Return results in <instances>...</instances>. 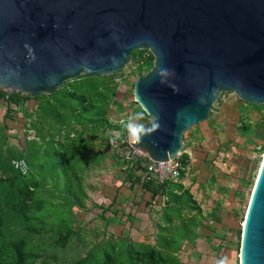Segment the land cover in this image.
Returning <instances> with one entry per match:
<instances>
[{"label": "water", "instance_id": "1", "mask_svg": "<svg viewBox=\"0 0 264 264\" xmlns=\"http://www.w3.org/2000/svg\"><path fill=\"white\" fill-rule=\"evenodd\" d=\"M145 47L154 64L134 95L159 128L130 145L154 167L181 151L221 92L264 103V0H0L1 88L49 94L68 78L115 73ZM241 230L239 264H264V156Z\"/></svg>", "mask_w": 264, "mask_h": 264}, {"label": "rangeland", "instance_id": "2", "mask_svg": "<svg viewBox=\"0 0 264 264\" xmlns=\"http://www.w3.org/2000/svg\"><path fill=\"white\" fill-rule=\"evenodd\" d=\"M147 63L152 66L154 64L150 49H134L122 69L112 74L100 75L103 78L98 83L102 90L114 88L111 100L105 107V115L111 123L123 125L131 115L144 111L135 98L134 83L141 76L140 72L145 74L152 68ZM79 77L66 79L58 88L71 89L73 84L76 86L86 83L77 88L85 91L88 103L95 104L92 97L95 91L92 86L94 81L83 78L79 80ZM45 95L47 93L25 97L28 101H34L35 106L39 104V108L33 111L34 107L27 111L17 108L9 111L6 104L0 101V242H6L10 246L13 241L22 239V251L32 254L30 264H84L90 252L99 256L100 248H108L107 251L114 248L116 252L122 249L124 253L127 244L138 252L143 250L141 245L156 246L157 223L174 227L181 219H185L187 223L194 221L199 213L197 204L183 206L182 202H171L169 205H173L168 210L171 222L168 224L163 219V213L169 207L165 205L168 201L165 196L164 200L154 202L149 200L150 196L148 199L143 197L145 191L139 186L126 188L124 184L129 181L127 178L125 182L119 179V165L108 161L110 150L103 132L104 127L92 124L83 128L77 125V130H83L91 139L83 146L70 144L62 164L36 152L33 147V151L29 149L31 153H28L27 146L30 141L39 140V132L45 136L44 141L52 132L55 140L61 139L59 131L62 133L63 130L57 127V121L42 108ZM65 111L63 113L67 115L68 112ZM146 116L147 119L142 122L147 124L151 116L147 113ZM199 126L201 161H224V165L219 167L228 177L223 179H226L228 186L230 182H234L235 189L239 191L237 198L225 199L224 210L227 213L220 214L223 221L218 225L224 231L220 237L224 249L220 252L229 258L231 264H239L242 223L264 154V103L253 104L239 98L232 91H223L211 105L208 118L184 131L183 138L186 133ZM21 153L27 155L30 166L31 176L27 179L16 178L9 166V160ZM222 153H225L224 156ZM52 165H56L55 170L51 168ZM124 172L129 173V168ZM31 179L35 182L31 199L30 202L23 203L21 197H24V193H20L19 188L29 185ZM124 190L129 193L132 207L139 202L142 206L138 205L133 212L131 209H122L126 216H119L117 221L126 230L119 234L111 230L113 220L107 216H110L109 211L112 209L109 207L116 206V197L124 193ZM118 210L116 208L117 212ZM209 218L200 212L194 233L183 240L174 255L178 261L186 264H216L223 257L213 256L215 247H205L203 228ZM173 232L175 231L172 230ZM196 237V248H185V243L193 242ZM122 238H126L125 244ZM218 244L219 240L213 246ZM25 262L29 263V260L26 259Z\"/></svg>", "mask_w": 264, "mask_h": 264}, {"label": "trees", "instance_id": "3", "mask_svg": "<svg viewBox=\"0 0 264 264\" xmlns=\"http://www.w3.org/2000/svg\"><path fill=\"white\" fill-rule=\"evenodd\" d=\"M147 66L150 68L152 64L147 63ZM140 74L142 75L143 72H140ZM80 78L94 81L92 86L95 91L93 92L92 97L95 100V104L88 103L85 91L77 88V86H84L86 85V83H81L76 86L73 84V87L71 89L58 88L53 92L45 95L42 108L50 117H53L55 121H57V123H60H56V125L61 130H63L62 133H60L59 131L61 139L59 138L55 140L52 132L51 135H48V139L44 141L45 136L41 135V133L39 132V140L37 141L36 139H34L33 141H30V144L27 146L26 151L28 153H31L29 149L32 150L33 147L36 152H41L43 156L54 158L55 161H59L60 164H62L61 162L65 161L66 158L64 154L69 150L68 147L70 146V144L83 146L84 143L89 142L88 140L91 139L90 135L86 136V132H83V130H77V125L84 128L85 125L88 126L95 124L101 128H105L106 126H108L110 128H120L122 130V124L118 125L111 123V121L105 115V107L111 100L112 91L114 90V88H104V90H102V87L100 86L101 84L98 83V80L102 79L103 76L97 74L81 75V77H79V80ZM98 87L100 89H98ZM107 91L110 93L107 94ZM6 95L7 98L5 99ZM26 96L22 95L19 91H13L6 94L5 91L0 89V100L4 99L6 101V104H8L7 110L9 111H11V109H9L10 104L18 105L22 99H25ZM36 108H39V104L36 106ZM63 108L66 111H62ZM64 111L68 112L67 115L66 113H63ZM52 127L54 129V126ZM55 131L56 130L54 129V132ZM71 132L74 133L73 137L70 136ZM26 156L27 155H25L24 153H21L14 158L23 157L27 160ZM145 161H149V159L145 158ZM181 161L183 165H186L188 163L187 155L182 153ZM9 166L10 169L14 172L13 175L16 178L27 179L31 176L30 166L28 173L25 175L21 174L19 171L13 168L11 160H9ZM62 166L63 165H61V167ZM55 167L56 165L51 166L53 170L56 169ZM131 171L132 169L129 167V173L127 172L126 174V178L130 182L129 186H133L134 182L139 181V179L133 180ZM57 174L59 173H56V175ZM183 175L184 171H182L180 178ZM8 181L11 183L9 178ZM142 184L143 189L151 193V200L154 199L157 195H161L165 196L168 199L165 205H169L171 202H173V204L182 202L183 206L196 205V201L192 198L191 193L188 189L183 187L180 181H167L164 183H158L156 181H144ZM34 185L35 182L32 180L29 185L21 186L19 188L20 193H24V197H21L23 203L30 202V194L33 191L32 186ZM173 204L169 205L168 209L163 213V219L168 224L171 222V219L169 218L170 213L168 212V210H171L170 208ZM190 208L192 209V207ZM197 211L199 213L196 214V218L193 219L194 221L192 223H187L185 219H181L179 221V224L174 227L169 225L167 227L165 225H162L161 223H157L155 225L156 246L141 245L143 247V250L141 252H138L137 249L132 245L127 244L125 245L124 253L122 252V249L117 250L116 252L114 248H112V250L110 251H107L108 248H100L99 256L95 255L93 252H90L88 257L86 258V261L83 260V262L85 261L84 264H186L178 261L174 255L182 244L183 240L191 237L194 233V228L197 225V217H200V208L197 207ZM190 225L192 226V228ZM172 230H174L175 232L172 233ZM122 239L125 244V242L127 241L126 238ZM23 247L24 243L22 239L13 241L12 243H10V246L6 244V242H0V264H30L32 260V254L30 252H23ZM26 259L29 260V263L25 262Z\"/></svg>", "mask_w": 264, "mask_h": 264}, {"label": "crops", "instance_id": "4", "mask_svg": "<svg viewBox=\"0 0 264 264\" xmlns=\"http://www.w3.org/2000/svg\"><path fill=\"white\" fill-rule=\"evenodd\" d=\"M181 151L183 152V154L187 155L188 163L187 169L179 181L182 183L184 188L189 190L192 195V198L196 201V204L199 206L201 213L206 218L210 217L218 228L220 227L218 225H221L223 221V219L220 218V214L223 215L227 213V210H224L225 199L230 198L231 200H233L234 198H237V196L239 195V191L235 189L236 187H234L233 185L234 182H230V186H228L226 184V179H223L228 177V174L223 173L219 167L224 165V161H201V126L190 130L184 135V138L182 136ZM224 154L225 153H222L223 156ZM121 171L124 172L122 170V167L119 166L117 174H120V177H122L123 174L121 173ZM124 185L126 186V188L129 187L126 184ZM125 197H127L128 199H126ZM143 197L147 199L149 198V200H151V193L145 191ZM116 200V206L114 207L113 205L109 207L112 209L111 211H109L110 216H107V218H111L113 220H111V230L120 234L122 233V231L126 230L123 228L122 224L117 221L119 216H126L123 215L122 209H131V211L133 212L138 205H140L141 207L142 203L139 202V204H137L136 206L134 205L132 207L133 202L129 199V193L125 190L124 193L118 194ZM153 200L154 199H152V201ZM116 208L119 209L118 212L116 211ZM210 218L208 220H210ZM205 224L206 231L205 228H203L204 244L205 247H208V249H210L211 247H215L213 246V237L215 234L210 233V228L208 224ZM196 240L197 237L194 238L193 242L187 241L185 243V248H196L194 247ZM222 247H224L222 239H219V244L217 245L218 251H220ZM199 258H201V255Z\"/></svg>", "mask_w": 264, "mask_h": 264}, {"label": "built area", "instance_id": "5", "mask_svg": "<svg viewBox=\"0 0 264 264\" xmlns=\"http://www.w3.org/2000/svg\"><path fill=\"white\" fill-rule=\"evenodd\" d=\"M1 90L5 91V93L13 92L15 90L10 89V88H1ZM21 94H24L21 92ZM7 98V95L5 99ZM1 102H4L6 104V101L4 99L0 100ZM37 106V105H36ZM34 101H28L27 99H22L18 105L10 104L9 109H20V110H31L33 111L36 108ZM6 107L8 108V104H6ZM120 128H110L106 126L103 129L104 135H106L107 139V144L108 148L110 150V157L109 161H113L114 164H117L122 167V170L125 171L127 168H131L132 171V178L134 179H139L138 182H134L133 186L143 189V182L144 181H156L158 183H164L167 181H178V179L181 176L182 171H186L187 169V164L183 165L181 161V156H182V151H179L174 157H169L165 160H160L156 163V166L154 167V162L148 157V155L142 151L134 149L130 145V141L126 139V137H122L119 140H116L115 143L111 142V136L113 133H118L120 132ZM70 136L73 137L74 133L71 132ZM133 144V143H131ZM145 158H148L149 161H145ZM11 164L14 169L19 171L21 174L25 175L29 171V165L27 163V160L23 157H18V158H12L11 159ZM122 177L119 179L122 182H125L126 180V172H122ZM127 186L130 185V182L126 184ZM165 197L161 195H157L154 198V202L156 200L162 201L164 200ZM208 226L210 228V233L215 234L213 239L214 242L216 243L217 240L220 239V237L223 236L224 231L220 227H216L214 221L210 219L208 221ZM215 226V227H214ZM216 250H213L212 252L214 253L213 256L217 257L218 256H223V249L218 251L217 246ZM224 257V256H223Z\"/></svg>", "mask_w": 264, "mask_h": 264}, {"label": "clouds", "instance_id": "6", "mask_svg": "<svg viewBox=\"0 0 264 264\" xmlns=\"http://www.w3.org/2000/svg\"><path fill=\"white\" fill-rule=\"evenodd\" d=\"M29 53V56L31 59H35V56L33 55V50L31 47L27 44L24 46ZM158 76L162 77L160 79L161 84H168L167 77L169 76V70L168 69H160L158 71ZM168 86L173 90L174 93L179 92V88L175 84H168ZM146 109L144 111L136 112L133 115H131L127 121H125L122 125V130L118 133H113L111 136V142L115 143L116 140L121 139L122 137H126L128 141H130L133 144H139L143 141V138L151 134L152 132H155L159 128L158 121L153 118L149 123H143L145 119H147L146 116ZM150 115V114H149ZM244 258H242L243 260ZM216 264H231L228 257H221L216 261Z\"/></svg>", "mask_w": 264, "mask_h": 264}, {"label": "bare ground", "instance_id": "7", "mask_svg": "<svg viewBox=\"0 0 264 264\" xmlns=\"http://www.w3.org/2000/svg\"><path fill=\"white\" fill-rule=\"evenodd\" d=\"M263 156H264V154H263ZM263 158V157H262ZM262 161V160H261ZM261 164V163H260ZM260 167V166H259Z\"/></svg>", "mask_w": 264, "mask_h": 264}]
</instances>
